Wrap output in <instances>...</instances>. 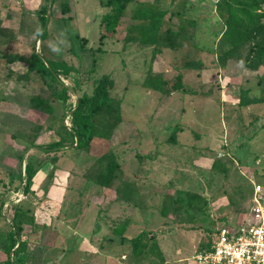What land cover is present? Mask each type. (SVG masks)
I'll use <instances>...</instances> for the list:
<instances>
[{
    "label": "rangeland",
    "instance_id": "374dc122",
    "mask_svg": "<svg viewBox=\"0 0 264 264\" xmlns=\"http://www.w3.org/2000/svg\"><path fill=\"white\" fill-rule=\"evenodd\" d=\"M105 1L0 0V264H9L17 224L24 246L13 264H192L220 229L243 221L251 181L264 185V67L245 68L248 45L225 58L230 48L220 41L217 0L132 1L101 41ZM139 3L166 11L162 30L178 31L183 16L197 26L186 27L177 48L130 41ZM34 54L74 67L58 74L69 89L66 101L54 100ZM150 73L168 88L179 79L186 92L146 87ZM103 74L114 79L110 99L121 120L106 130L105 113L94 117L100 134L78 148L67 117ZM35 97L52 113L36 111ZM29 159L33 183L24 194ZM112 159L118 167L105 187L100 181ZM188 192L206 200L205 211L176 208L174 200ZM122 223L125 231L116 235ZM142 231L148 247L138 258L129 239Z\"/></svg>",
    "mask_w": 264,
    "mask_h": 264
},
{
    "label": "trees",
    "instance_id": "16d2710c",
    "mask_svg": "<svg viewBox=\"0 0 264 264\" xmlns=\"http://www.w3.org/2000/svg\"><path fill=\"white\" fill-rule=\"evenodd\" d=\"M136 0H106L103 5L109 8V11L104 13L100 20L101 35L100 40L104 41L121 23L122 16L126 11L128 3ZM264 0H217L215 11L219 18L223 21L224 30L222 31L220 41L229 46V50L224 52L225 58L232 56V51L240 49L248 45V52L244 59L246 69L258 70L264 67ZM47 6L42 7L40 12L41 37L45 34V14ZM64 10H67V5H64ZM166 11L157 6V4L139 3L135 8L133 19L136 23L133 24L135 35L129 37L128 40L140 42L143 44H163L169 47L177 48L180 44L178 38L187 36L186 27L197 26L194 18L187 16L182 17V23L179 25L178 31L170 29L162 30ZM33 67L40 73L44 80L49 76L51 83L46 81V86L53 96L55 101L64 102L68 98V87L64 86L58 79V74L61 72L68 75L74 70V67L68 65L64 61H44L37 54L33 55ZM144 85L148 88L157 90L166 95L177 90L185 91L181 81L173 83L170 88L167 87L162 75L150 73L145 79ZM114 86V79L110 74H103L95 83L93 90L89 96H83L79 99L78 105L72 109L69 123L71 132L73 133L75 146L83 148L87 146L96 135L100 134V129L94 123L93 118L102 115V126L108 129L115 127L121 120L120 111L110 99V90ZM186 92V91H185ZM248 101H243L247 104ZM34 109L38 112L51 114L53 107L40 97L33 99ZM82 105L87 107L86 111H82ZM107 134V133H106ZM105 134V135H106ZM175 133L172 131L170 137L174 140ZM54 148H60L59 141L51 142ZM118 164L115 159H112L108 165L103 179L100 181L102 186H107L114 177L115 170ZM25 185L23 193L30 192L33 183V165L29 159L25 164ZM13 178L11 177L10 180ZM174 202L176 208H180L183 204L188 207H194L198 212L205 211L207 203L201 196L188 192L184 197H177ZM162 214L168 215L166 204L162 208ZM15 220V219H14ZM13 220V221H14ZM126 228V223H122L114 229L116 235L122 236ZM16 229V228H15ZM21 225L17 224L15 233H10V243L6 249L7 263H11L14 257L21 252L24 242L20 239ZM146 231L140 232L135 237L129 239L131 250L134 256L141 258L143 252L148 247L146 241ZM209 241L203 247H208ZM201 247V248H203ZM153 251H157V257L162 259V254L156 243L151 245Z\"/></svg>",
    "mask_w": 264,
    "mask_h": 264
},
{
    "label": "built area",
    "instance_id": "2783aa9c",
    "mask_svg": "<svg viewBox=\"0 0 264 264\" xmlns=\"http://www.w3.org/2000/svg\"><path fill=\"white\" fill-rule=\"evenodd\" d=\"M251 183L243 221L220 229L208 247L195 251L192 264H264V185Z\"/></svg>",
    "mask_w": 264,
    "mask_h": 264
}]
</instances>
